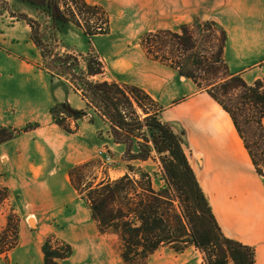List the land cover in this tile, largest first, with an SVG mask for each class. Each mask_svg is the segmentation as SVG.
<instances>
[{
    "label": "crops",
    "instance_id": "crops-1",
    "mask_svg": "<svg viewBox=\"0 0 264 264\" xmlns=\"http://www.w3.org/2000/svg\"><path fill=\"white\" fill-rule=\"evenodd\" d=\"M86 2L102 7L110 20L109 33L92 40L105 67L100 78L144 90L160 107L162 120L184 131L190 164L223 233L254 247L256 264H264V178L257 174L230 115L208 93L199 91L191 79L150 58L141 45L146 33L177 32L196 19L212 21L226 33L224 56L230 73L253 85L264 78V0ZM8 15L9 10L0 12L3 25ZM10 19L15 20L12 16ZM69 32L74 33L67 25L63 34ZM26 40L35 49V62L18 59L0 65V127H39L0 145V176L22 197L35 193L32 181L55 183L62 178L71 190L61 203H42L37 211L33 205L28 206L34 210L29 218H34L35 226L21 221L18 244L0 255V264H44L42 245L49 234L73 248V254L61 264H121L113 247L116 239L100 233L85 200L81 195L75 197L78 193L71 184L70 172L97 158L103 148L126 159L128 143L115 142L108 129L91 138L83 134L96 120L102 122L91 114L77 124L70 120L74 134L54 123L50 111L55 105L69 103L82 110L84 101L73 102L70 92H75L68 81L45 68L39 49L30 39L29 27ZM63 45L76 53L88 49L83 40L76 44L77 49ZM125 165L109 170L103 179L124 176L128 172ZM60 224L69 228L66 235L58 233Z\"/></svg>",
    "mask_w": 264,
    "mask_h": 264
},
{
    "label": "trees",
    "instance_id": "trees-1",
    "mask_svg": "<svg viewBox=\"0 0 264 264\" xmlns=\"http://www.w3.org/2000/svg\"><path fill=\"white\" fill-rule=\"evenodd\" d=\"M15 3L16 8L11 6L9 12L26 22L45 68L67 80L84 101L82 110L69 103L55 105L50 111L54 123L74 134L70 120L77 124L91 114L109 125L115 142L128 143V162L157 159L160 164L165 186L159 189L147 172L138 178L125 174L96 185L83 184L80 173L85 166L70 172L71 184L86 200L99 231L118 238L122 263L147 264L152 254L170 246L178 253L194 247L203 253L205 264H256L254 247L223 233L190 164L184 131L162 120L160 107L144 90L99 79L105 67L92 40L109 33L108 13L86 0ZM62 24L82 30L90 42L85 53L63 50ZM214 28L220 32L217 52L207 55L203 42L211 39ZM225 44V31L212 21L195 20L191 25H183L180 32L161 30L141 37V45L150 58L191 79L199 91L207 92L230 115L257 174L264 178V78L248 85L240 75H232L224 56ZM230 91H238L235 104L226 99ZM249 124L254 127L251 133L247 129ZM38 127H0V145ZM134 170L129 166L130 172ZM13 227L8 228L12 232L5 230L0 236V255L18 244L19 225ZM42 252L44 264H61L73 254V248L51 235L45 238Z\"/></svg>",
    "mask_w": 264,
    "mask_h": 264
},
{
    "label": "rangeland",
    "instance_id": "rangeland-1",
    "mask_svg": "<svg viewBox=\"0 0 264 264\" xmlns=\"http://www.w3.org/2000/svg\"><path fill=\"white\" fill-rule=\"evenodd\" d=\"M11 6L12 8H16L15 0H0L1 13L9 10ZM10 17H11L10 15L6 16L5 25H3V21H1V17H0V65L7 64V62L10 61H18V59L25 61L28 60L29 62H35L34 51H33L35 49L33 48V46H31V44H28L26 40L28 38V27L26 22L24 20H18L16 18L15 20H11ZM196 21L205 22L209 20L196 19ZM62 25L63 28L69 25V27L74 31V33L69 32L68 34L64 33L62 35V40L65 44L74 45L75 48L77 49L78 47H76L77 46L76 44L77 43L79 44L80 40H83L86 42V44H88V48H89L90 42L88 38L84 36L81 29L70 24H62ZM178 32H180V29L178 30ZM219 39H220V32L217 30V28L216 29L214 28L211 33V39H208L203 42L204 47H206L207 55H210V53L215 55V53L217 52ZM12 40L14 43L13 45H11ZM63 49H64V45H63ZM99 79L101 78L99 77ZM201 92H205V91H201ZM70 93L72 95L73 102L82 101L79 95L73 92ZM226 99L227 100L230 99L231 102L234 104L237 103L239 100L238 91H230ZM247 113L250 112L247 111ZM250 114L252 115V113ZM95 118L96 116L93 117V119ZM106 129H108L107 130L108 135L111 136L109 126L106 128L101 121L96 120L95 124L92 125V128L88 129L83 134L91 138L90 136H95L96 133L98 134H102L104 132L106 133ZM247 129L249 133H251L254 130V127L252 124H249L247 125ZM11 145L12 147H14V144ZM111 147L115 148L116 146L112 144ZM107 151L112 157V161L110 163H105L104 159L101 158V156H99L97 152L96 155L97 158H94L91 161H89L87 164L83 165L85 167L83 168V172L80 173L83 177V184L87 185L94 183V185H96L102 180H108L103 178L106 173L108 174L109 170H113L115 167H117L118 165L120 166L121 164L125 165V163L128 162L126 159H123L122 157H115L114 152L112 150L107 149ZM125 160L127 162L124 163L123 161ZM139 163L141 162H136V163L134 162V164L128 162V164L125 165V168L128 171L126 174H130L131 176H135L138 178L141 173L147 172L151 174L150 179H152L154 183V187L156 189L165 186L164 182L161 180V167L157 159L148 160L144 164H139ZM83 166H79V167H83ZM129 166H132L135 169L134 172L129 171ZM60 177H62V174ZM13 183H15V181ZM32 183H34L33 187L35 189V193L33 195H27V197H22L18 195L15 190L7 186L8 184L6 179H3L0 176V236L2 235L1 237H3V233L5 232V230H9L8 228L10 226L18 227V225H20L22 220L25 221L27 220V223L32 227L35 226V222L33 223L34 225H32L31 223V220L33 221L34 218L33 217L29 218L30 215L34 212V210H30L28 206L33 205L35 207V211H37L36 210L37 206L42 205V203L48 205L61 203L63 202V200H66L68 198V195L70 194V190H71L67 182H65L62 178L60 181H57L55 183H53L51 180H45L43 181V183L42 180L32 181ZM83 188L85 189V185L83 186ZM77 193L78 194H76L75 197L80 196L79 192ZM84 203H86V205L88 206L86 200ZM53 226L54 228H58L56 225ZM57 231L58 233L61 234L65 233L66 235L69 231V228L63 224H60ZM9 232L12 231L9 230ZM10 235L12 236L11 233ZM51 235L54 236L53 234H49L45 238ZM111 236H113L116 239L115 242L113 243V247L117 251L118 259L120 260V263L123 264L119 256L120 252H119L118 238L115 235H111ZM1 237H0V241L2 242ZM7 241L9 242L10 240ZM147 264H205V261H204L203 253H201L194 247H189L185 251L178 253L173 248L168 246V247H161L158 251L152 254L148 259Z\"/></svg>",
    "mask_w": 264,
    "mask_h": 264
},
{
    "label": "built area",
    "instance_id": "built-area-1",
    "mask_svg": "<svg viewBox=\"0 0 264 264\" xmlns=\"http://www.w3.org/2000/svg\"><path fill=\"white\" fill-rule=\"evenodd\" d=\"M98 155L104 159L105 163H110L112 161V157L110 156L107 149L103 148L98 151Z\"/></svg>",
    "mask_w": 264,
    "mask_h": 264
},
{
    "label": "water",
    "instance_id": "water-1",
    "mask_svg": "<svg viewBox=\"0 0 264 264\" xmlns=\"http://www.w3.org/2000/svg\"><path fill=\"white\" fill-rule=\"evenodd\" d=\"M130 142H131V141H130ZM31 223H32V225H34L32 220H31Z\"/></svg>",
    "mask_w": 264,
    "mask_h": 264
},
{
    "label": "bare ground",
    "instance_id": "bare-ground-1",
    "mask_svg": "<svg viewBox=\"0 0 264 264\" xmlns=\"http://www.w3.org/2000/svg\"><path fill=\"white\" fill-rule=\"evenodd\" d=\"M33 223H34V220H33Z\"/></svg>",
    "mask_w": 264,
    "mask_h": 264
}]
</instances>
